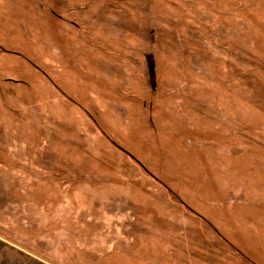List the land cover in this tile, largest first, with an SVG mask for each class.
I'll list each match as a JSON object with an SVG mask.
<instances>
[{"label": "rangeland", "instance_id": "1", "mask_svg": "<svg viewBox=\"0 0 264 264\" xmlns=\"http://www.w3.org/2000/svg\"><path fill=\"white\" fill-rule=\"evenodd\" d=\"M0 264H264V0H0Z\"/></svg>", "mask_w": 264, "mask_h": 264}]
</instances>
